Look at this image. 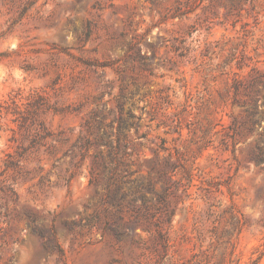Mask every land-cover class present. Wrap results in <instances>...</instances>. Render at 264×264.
<instances>
[{
  "label": "rangeland",
  "instance_id": "rangeland-1",
  "mask_svg": "<svg viewBox=\"0 0 264 264\" xmlns=\"http://www.w3.org/2000/svg\"><path fill=\"white\" fill-rule=\"evenodd\" d=\"M99 77L113 88L108 104L122 87L124 112L135 114L124 131L130 177L160 191L152 168L164 169L181 184L167 197L174 214L163 249L153 228L137 226V244L62 225L101 210L106 147L90 146L77 169L66 153L85 134ZM37 92L57 110L40 115L52 132L46 145L29 146L32 129L20 128L18 112ZM250 105L254 130L228 137ZM259 133L264 0H0V187L17 197L0 190V264H56L24 225L28 208L53 224L65 264H264V163L250 158L264 146ZM89 170L97 182L88 183Z\"/></svg>",
  "mask_w": 264,
  "mask_h": 264
},
{
  "label": "trees",
  "instance_id": "trees-1",
  "mask_svg": "<svg viewBox=\"0 0 264 264\" xmlns=\"http://www.w3.org/2000/svg\"><path fill=\"white\" fill-rule=\"evenodd\" d=\"M91 24H87V29L84 35H88ZM104 67L107 64L87 63ZM240 86L238 81L232 84L234 92ZM98 93L95 95L93 103L94 107L88 112L84 118L83 126L85 134L78 136L70 148L67 150L71 157L70 164L74 168H78L84 155L89 151L92 145H103L106 147L102 152L104 164L102 169L105 174L103 181V192L100 198L101 210L100 213H93L89 217L80 219L79 221H63L62 225L68 234H82L80 228L87 227L89 229L96 228L103 233L107 232L117 241L127 240L140 244L142 242L141 234L135 233V228L141 226L142 230L151 234L152 228L155 232L158 244L163 248L167 245V235L164 230V224L170 226L174 209L169 205L167 197L172 195L177 197L181 188V184L173 180L168 171L156 170V178L161 179L163 187L160 191L155 189L154 181H147L131 178L132 171L128 169V162L124 160L125 156H129L134 147L131 146V139L126 140L124 131L129 127H135L136 123L132 121L135 114L130 110L124 112L123 104L125 96L122 94L120 87L119 97L114 98V106L108 104L105 100V95L112 93V86L101 80H98ZM236 102V100H235ZM98 103L102 106L99 108ZM57 108L48 100L42 93H35L33 98L26 102V109L18 112L19 126L25 130L32 129V135L29 140V146L37 144L46 145L42 142L47 136H52V132L46 127L40 115L49 111H56ZM245 120L238 121L236 118L231 120L226 135L234 138L240 132H252L258 120L255 117V106L250 105L244 109ZM110 117L108 121L106 118ZM135 129V128H134ZM136 130V129H135ZM264 136V133H259ZM58 141L59 138H56ZM53 143L47 144L45 150L48 153H53ZM256 150H252L250 158L255 164L264 163V146L254 145ZM25 150L22 149L21 153ZM20 153V152H19ZM94 157L96 155L94 154ZM167 165V164H165ZM168 169L173 167V164L167 166ZM74 175V171H70L66 180H69ZM98 173L88 171V183L97 182ZM0 190L6 196L16 201L14 190L6 185L1 186ZM8 192V193H7ZM150 193L151 197H146ZM127 214V218L124 216ZM24 225L33 234H36L42 243L44 251L53 256L56 264H65L64 249L58 241L53 224L48 227L42 225L43 216L37 209L28 208L24 212ZM126 226H131L132 231L127 232ZM134 236L136 239H134Z\"/></svg>",
  "mask_w": 264,
  "mask_h": 264
}]
</instances>
